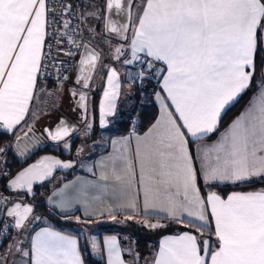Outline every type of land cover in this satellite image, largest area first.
<instances>
[{"label":"snow or ice","instance_id":"6c2138e0","mask_svg":"<svg viewBox=\"0 0 264 264\" xmlns=\"http://www.w3.org/2000/svg\"><path fill=\"white\" fill-rule=\"evenodd\" d=\"M134 7L138 11L133 21ZM104 9L109 13L105 24L109 33L127 39L126 32L133 28V58L137 52L151 58L145 69L162 74L161 87L166 93L163 97L156 94L161 115L143 136L136 137L134 155H121L122 167H113L112 178L126 199L116 208L107 205L108 215L116 220L118 210L144 216L165 213L164 218L199 233L185 231L166 237L154 264H264V187L232 192L226 198L212 190L222 184L264 183V82L217 141L199 146L195 156L190 148V139L201 141L218 131L224 115L252 87L257 57L264 52V0H142L141 5L132 0H104ZM70 11L71 5H64L57 13L48 0H0V122L6 130L20 124L28 112L50 55L45 52L48 29L53 22H60L65 29L61 39L68 37L70 21L65 16ZM121 13L127 23L117 25L111 16ZM68 41L80 47L71 37ZM115 52L119 59L122 48ZM99 58L98 53L86 49L77 84L83 81V87H89ZM158 63L165 67L157 68ZM138 76L148 78L144 71ZM107 84L100 105L102 126L103 117L115 112L119 94L115 69L109 71ZM86 99L84 93L79 94L85 110ZM71 131L61 120L48 135L59 141ZM128 140L123 138V143ZM59 164L45 157L20 172L8 187L31 194L33 182L50 176L52 166ZM101 180L107 181L108 176L102 174ZM201 182L208 189L205 195L201 194ZM134 184L136 195H132ZM103 195L101 190L95 199ZM4 199L0 197V208ZM61 208L64 210L63 205ZM5 211L14 220L11 227L26 230L33 211L30 206L15 203ZM139 222L152 229L168 226L147 219ZM8 228L5 224L4 230ZM104 243L108 264H124L116 237L106 238ZM12 248L28 258L23 264H83L77 240L50 228L36 232L29 249L12 245L9 251ZM0 259L6 264V258Z\"/></svg>","mask_w":264,"mask_h":264},{"label":"crops","instance_id":"0c3cea01","mask_svg":"<svg viewBox=\"0 0 264 264\" xmlns=\"http://www.w3.org/2000/svg\"><path fill=\"white\" fill-rule=\"evenodd\" d=\"M136 9L137 8L135 7L133 9V21L135 20ZM133 37H134V32H133V28L131 27V32H130V37H129L130 42L127 43L125 46V49L127 50V54L120 61L112 60L109 64L105 65L106 63L105 62V52L103 51L102 60L100 62L99 68L97 70L95 79L91 87L92 89L96 81L97 83L99 82V84L101 83L102 85V88H101L102 90L98 97V108H97L98 111L97 112L99 116V127L104 132L110 131L112 127V122L114 121L117 115L119 106L122 105V106L128 107L130 105L129 100L131 96L132 83H128L127 80L131 79V82H132V80L134 81L135 77L139 78L138 74L140 72L137 70H134L133 68L129 66L128 63H126V61H130V59L133 58V52H132V47H131V40L133 39ZM139 54L147 56L146 53L144 52H137L136 56ZM156 67L163 69L165 65H163L162 63H158ZM112 69H115L118 75V83H119L118 93L119 94L117 95L116 100H115L116 106H115L114 114L105 115L103 117L104 124L102 126L100 105H101V100L103 99L104 90L108 86L107 84L108 73ZM152 76L155 78H157L158 76V78H160V82L157 85V89L153 94V101L158 108V116L156 118L157 120L161 115V105H160V100L157 98L156 94L160 93V96L163 97V96H166V93L163 92L162 87H161L162 74L155 73L154 71ZM70 79L64 82L57 83V84H61L65 82L70 84L71 83ZM40 83L42 84L41 80L39 79L38 87L35 90L32 96V99L28 105V112L25 114V117L20 122V124L16 125L15 128H13L12 130H6L3 127L2 122H0V130L6 133H10V134L16 133V138H15V142L13 145V153L20 160L27 158L30 154H32L38 148H41L48 144L51 145V143L45 139L46 137L45 138L43 137L44 138L43 140L37 136H32L31 133L33 131L35 132L36 129L43 131L45 127L47 126L51 127L56 121L59 120L61 116H68L70 118L73 117L72 113L70 112L68 113L59 112V113L53 114L52 118H50L49 120L47 119V117L46 118H43V117L32 118V111H33L34 103L37 97L39 96V93L41 92L40 90L43 88V85L39 87ZM46 85H47L46 87L49 88L48 87L49 84L47 83ZM167 103L169 104V110L173 111L174 113V106L171 105L170 101H167ZM92 105H93L92 99H91V96H89V111H88L87 121L90 118L89 125L91 127L94 124V116H95ZM69 106H72V105L70 104ZM50 123L52 124L50 125ZM223 131H221L219 134L215 136H213L214 135L213 133L201 141H191L190 139V148L193 151L194 156L198 153L199 146L213 144L215 141H217L220 138V135ZM143 135L144 134H137L135 132H131L125 136H112L111 134H109L110 146H108V149H106L105 151L97 155L86 157L87 160H85L84 162H80L78 159H75L74 157L69 156L66 153H64L65 156H59L55 153L43 154L36 161L32 162L31 164H29L28 166L20 170L15 176H13L7 182L6 187L9 192L18 194L17 195L18 199L14 203L9 205L7 209L11 208L15 203H20L22 205L30 206L33 209V211L28 217V222H26L27 228L23 232L15 229L14 227H11V225L14 224V220L12 217L7 216V219L10 222V229H9V233L7 237L5 238V240L0 246V257L6 258V264H23V261H26L28 258L21 257L20 254L16 252L15 248H12V250L9 251L10 246L12 245L22 246L24 249L27 250L30 248L31 237L34 236L36 232H39L42 229H46V228H50L53 231H57V232L62 233L63 235L75 238L77 240V248L80 252L81 260L83 264H86L85 259H84V253H83L84 240L80 236L70 235V234H67L65 232H62L60 230L53 228L50 225V221L45 216L37 213L36 206L40 203H45L47 206H49L51 209H53L54 211H56L57 213L61 215H72L78 212V214L83 219L92 220L91 221L92 223L100 221V220L109 221L107 224L115 223L114 222L115 220L111 219V217L108 215L106 206L111 205L113 208H116L119 204L125 201L126 197L120 195L118 186L115 184L112 178L113 167L115 165L117 170H119L122 167V161L119 159L121 155H127V156L134 155V149L136 147V137L143 136ZM73 137L71 139H73ZM125 137L129 138L127 144L123 143V138ZM52 145H56V144H52ZM61 145H65L66 149L70 148V150H73L72 149L73 145L71 146L70 142H66V143L64 142V144L61 143ZM78 145L79 144H77V146ZM56 146H59V144H57ZM56 146L54 148H56ZM45 157H50L53 160H57L60 162V164L52 166V171H51L50 176L46 177L43 180H37L33 182L31 194H29L26 189L17 190V189H11L8 187L10 181L14 179L20 172H22L23 170L29 168L30 166L34 164H37L39 161L43 160ZM46 163L48 162L46 161ZM64 164H70L71 167L64 168L63 167ZM197 164H198V161H197ZM69 172H75V174L72 177H69L66 179H62L63 176L58 177L55 181L56 185L52 187V189L49 192L39 191L35 193L34 189L36 186L52 180L58 173L67 174ZM102 174H106L108 176L107 181L101 180ZM201 184L203 185L202 182ZM225 185H231V184H222L220 186H225ZM204 188H205L204 193L201 190L202 195H205L208 191L206 187ZM101 190L104 191V195L101 197L100 200L95 199L97 195H100ZM212 190L217 191L215 189H212ZM255 190H258V189H255ZM251 191H254V190H251ZM244 192H247V191H244ZM132 195H136V185L135 184L133 185ZM227 195L226 196L222 195V196L226 198ZM22 196H27L28 201H23L22 199H19ZM139 204L142 210L143 208V193L142 192L139 194ZM61 205H63L64 210H62ZM86 212L91 213V215H86L85 214ZM100 212H103L104 214L100 215ZM128 215H133V219H138L139 221L143 219H147L150 223H162L163 224L160 218H164L166 214L149 212L147 216H144L143 214L134 215L128 210H118L116 213V220L118 218L129 220V219H126ZM185 221H187V218H185ZM209 222L213 226V230H214V221H212L211 216H209ZM183 232L172 233L169 235L162 236L159 239L155 240L150 248L149 253L146 256H142L136 250V247L132 251H126L123 246L124 244L123 240L121 237L118 236V234L106 235L102 239V242H103L102 255L100 258L97 257V259L104 261L105 264H108V247L105 245L104 241L106 238L114 236L116 237L118 241L120 255H121L122 260L124 261V264H154V261L160 249L161 241L164 240L166 237H174V236L182 234ZM191 233L195 234L193 232ZM208 235L209 234L207 233L205 238H207ZM212 239L213 240L215 239L214 236L212 237ZM0 264H5L4 259H0Z\"/></svg>","mask_w":264,"mask_h":264},{"label":"trees","instance_id":"16d2710c","mask_svg":"<svg viewBox=\"0 0 264 264\" xmlns=\"http://www.w3.org/2000/svg\"><path fill=\"white\" fill-rule=\"evenodd\" d=\"M76 4L83 6L86 8V12L92 13L96 15L95 17V31L103 33V25H104V13L105 9L104 7H99L94 3V0H73ZM140 0L135 1V5ZM87 21L88 16L86 18V30H87ZM92 38H95L96 44H99L102 46L105 52V65L109 64L112 59L110 53L111 51L107 50L105 47V42L102 39H99L95 36V34H90ZM105 37V36H104ZM87 38V34H86ZM106 38V37H105ZM108 39V38H106ZM110 40V39H109ZM87 41V39H86ZM85 41V42H86ZM130 42V39L127 43ZM103 53V52H102ZM127 54V50L124 52V57ZM76 69V68H75ZM153 73H147L145 74L146 79L141 80L139 78L134 79V81L131 79H128V83H132V90H131V96H130V105L128 107L120 105L117 111V115L112 122V127L110 129V134L112 136H125L128 135L131 132H135L137 134H144L155 122L157 116H158V108L156 104L153 101V94L157 89V85L160 82V78H155L152 76ZM72 78L70 79V82H72ZM137 81V83H135ZM143 81L145 84L144 88L140 89V82ZM264 81V52H261L256 60L255 69H254V80L252 83V87L246 91L242 97L239 100V103H237L234 107L230 109V111L227 112L226 115H224L219 130L214 133L213 136L219 134L221 131L227 128V126L231 123L233 119H235L248 105V103L251 101L252 97L256 94L258 91L259 85ZM60 83V82H59ZM49 85L57 84L54 82H48ZM41 83L39 84V87H41ZM102 85L97 81L95 82L93 88L90 91V96L92 99V108L94 111V124L92 126L93 136L90 139H83L80 140L79 138L74 139V144L72 146V149L74 150L77 146L76 144L80 143L81 141L87 143L91 142L94 139H97L99 137V116H98V97L101 93ZM143 93V94H142ZM212 136V137H213ZM43 137L45 138L44 134ZM16 133H6L2 130H0V149L3 146H6L8 149V176L3 181V194L5 197V204L6 209L9 205L14 203L18 197L16 193H11L7 190V182L15 176L20 170L31 164L32 162L36 161L41 155L47 154V153H55L59 156H65L63 151H60L52 146V144H48L46 146H43L41 148H38L36 151H34L32 154H30L27 158L20 160L14 153H13V145L15 142ZM46 139V138H45ZM47 140V139H46ZM70 156V155H69ZM75 174V172H69L67 174L58 173L52 180L43 183L41 185H38L35 187L34 191L35 193L39 191L43 192H49L52 187H54L55 181L58 177H62V179H66L69 177H72ZM61 179V180H62ZM58 184V183H57ZM261 187H264V183H261L259 181L254 183H248L244 185H225V186H219L214 188L223 196H226L229 193L232 192H244V191H251L255 189H259ZM201 190L204 193L205 188L201 184ZM19 199H22L23 201H28L27 196H22ZM36 211L38 214H41L45 216L49 221L50 225L62 232H65L70 235L74 236H80L79 229L82 228H88L90 230H101L102 235H115L118 234L121 231H131L135 237V247L136 250L142 255L146 256L152 244L155 240L159 239L162 236L169 235L176 232H183V231H189L193 232L195 234H198L194 228L191 227H185L184 224H177L174 223L166 218H160L163 222V224L168 225L167 227L163 228H157L152 229L148 228L145 225L140 224L139 222L135 220H128L125 223H110V224H101V225H95L91 221L92 220H86L83 219L78 212L72 215H61L51 209L49 206H47L45 203H40L36 206ZM79 217L80 220L77 221L75 218ZM187 223V221H185ZM207 233H205V236ZM83 253H84V259L86 264H105L104 261L97 259L92 255V253L89 251L87 246L83 245ZM86 246V247H85Z\"/></svg>","mask_w":264,"mask_h":264},{"label":"rangeland","instance_id":"374dc122","mask_svg":"<svg viewBox=\"0 0 264 264\" xmlns=\"http://www.w3.org/2000/svg\"><path fill=\"white\" fill-rule=\"evenodd\" d=\"M141 3H142V0H140L137 5H141ZM137 11L138 9H136V13ZM95 17L96 15L92 13H89L88 15L87 30H86L87 41L86 42L91 43L96 48H98L101 52H103L105 48H102L101 45L96 44V42H94L95 38H92L90 36V34H95L97 38L102 39L105 42L106 49L111 51L110 53H112L111 55L112 60L114 61L122 60L124 58V52L126 51L125 49L126 44H122L119 42H115L113 40L106 39L101 32H96L95 31ZM117 47L122 48V54L119 55V59L116 58L117 54L115 52V49ZM41 82H42L43 88L40 90L41 92L39 93V96L37 97L34 103V107L32 111V118H37V117L46 118L47 117V119L49 120L50 118H52V115L55 113H59V112L68 113V107L66 106V98H67V89L70 86V84L65 82V83L56 84V85H48L49 88H47L46 87L47 83H45L44 80H41ZM89 124H90V118L86 122V124L80 129V131L73 137V139L67 140L66 142H70L72 146L74 144V139H77V138H79L80 140L90 139L93 136L94 134L93 131H95V129L93 130ZM109 132L110 131L104 132L103 130L100 129L99 131L100 135L97 139L91 142H87V143L81 141L74 150H70V148L66 149V146L61 145V144H59V146H56V145H52V146L53 147L56 146V149L63 151L64 153L74 157L75 159H78L80 162H84L85 160H87L86 157L97 155L99 153H102L106 149H108V146H110V137H109L110 133ZM31 135L37 136L44 140L42 130L36 129L35 132L33 131L31 133ZM132 220L139 222L138 219H131L130 221ZM117 221H123L122 223H125L128 220L118 218L114 222H117ZM108 222L109 221L100 220V221L94 222L93 224L101 225V224H107ZM140 224L144 225L143 223H140ZM79 233H80V237L84 240L85 245L87 246L89 251L92 253V255L96 258L97 257L100 258L103 252L102 239L106 235H102L101 230H90L86 227L79 229ZM118 236L122 238L123 243H124L123 246L126 251H132L135 249V237L131 231H126V230L121 231L118 233ZM93 244H95L96 246L93 247Z\"/></svg>","mask_w":264,"mask_h":264},{"label":"built area","instance_id":"2783aa9c","mask_svg":"<svg viewBox=\"0 0 264 264\" xmlns=\"http://www.w3.org/2000/svg\"><path fill=\"white\" fill-rule=\"evenodd\" d=\"M49 6H55L57 13H59L64 5H71V11L65 16L70 21V27L67 30L68 37L76 41V44L80 47L69 43L68 37L61 39L65 29L63 24L60 22H53L52 27L48 29L49 36L45 43V52L50 55L45 60L46 68L43 70V74L40 80L48 82H64L70 79L75 71L81 49L86 41V18L89 15L86 12V8L76 4L73 0H48ZM94 3L99 7H104V0H94ZM53 17H49L50 21H53ZM60 43H57V41ZM49 45L51 48L49 49ZM67 52L73 53L72 55H66ZM137 58H131V63H128L131 68L139 72L144 71L145 74L148 72L145 69V62L151 58L145 55H137ZM150 74V73H149ZM67 77V79H65ZM137 83V81L135 82ZM159 84V83H158ZM140 89L145 87L143 81L140 82ZM143 94V93H142ZM0 151V197L5 198L2 188L3 181L8 176V149L6 146L1 148ZM3 207L0 208V246L7 237L10 229V222L6 215V204L5 199L2 201ZM8 224L9 228L7 231L4 230V225Z\"/></svg>","mask_w":264,"mask_h":264},{"label":"water","instance_id":"95a60500","mask_svg":"<svg viewBox=\"0 0 264 264\" xmlns=\"http://www.w3.org/2000/svg\"><path fill=\"white\" fill-rule=\"evenodd\" d=\"M136 0H132V2L135 4ZM134 9V8H133ZM109 17V13L105 10L104 13V25H103V33L104 36L110 40H113L115 42H119L122 44H127L129 37H130V32H131V27L128 29V31L126 32V37L127 39H123L120 37H117L115 34L113 33H109L106 28H105V24L107 22V19ZM112 20L115 21L117 23V25L121 24V23H127V20L125 18V14L121 13L119 15L116 14H112L111 16ZM86 49L87 51H94L96 53L99 54V60L96 62L95 65V70L92 72V79L89 81V87L88 88H84L83 87V81L80 84L76 83L77 77L80 75L79 69H80V59L83 55L86 54ZM102 55L103 53L96 48L94 45H92L89 42H85L82 46L81 49V53L76 65V69L74 71V75L72 78V82L70 83V86L67 89V100H66V106L68 107V112L72 113L73 117L70 118L68 116H61L59 118L58 121H56L51 127L47 126L43 129V134L46 137V139L51 143V144H61L66 142L67 140L71 139L73 136H75L80 129L86 124L87 119H88V111H89V96H90V91H91V87L93 84V81L95 79L97 70L99 68L100 62L102 60ZM73 92L77 93V95H73ZM80 93H84L87 97L85 104H86V110L84 108H81L80 106V100H79V94ZM72 106H69V105ZM61 120H63L66 125L68 127H70L71 129H73V131H71L69 133L68 136H65L63 139L59 140V141H55L53 139H51V137L48 135V131H55V129L57 128V126L60 124ZM47 130V131H46Z\"/></svg>","mask_w":264,"mask_h":264},{"label":"flooded vegetation","instance_id":"af4514ba","mask_svg":"<svg viewBox=\"0 0 264 264\" xmlns=\"http://www.w3.org/2000/svg\"><path fill=\"white\" fill-rule=\"evenodd\" d=\"M52 123H50V125H51Z\"/></svg>","mask_w":264,"mask_h":264}]
</instances>
